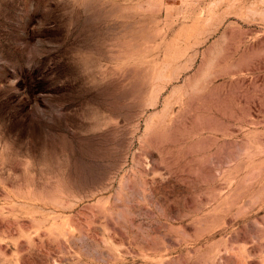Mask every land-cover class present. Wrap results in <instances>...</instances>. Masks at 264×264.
<instances>
[{
	"label": "rangeland",
	"instance_id": "1",
	"mask_svg": "<svg viewBox=\"0 0 264 264\" xmlns=\"http://www.w3.org/2000/svg\"><path fill=\"white\" fill-rule=\"evenodd\" d=\"M0 264H264V0H0Z\"/></svg>",
	"mask_w": 264,
	"mask_h": 264
}]
</instances>
